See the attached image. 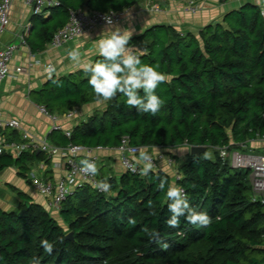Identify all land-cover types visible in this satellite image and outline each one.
Listing matches in <instances>:
<instances>
[{
  "label": "trees",
  "instance_id": "1",
  "mask_svg": "<svg viewBox=\"0 0 264 264\" xmlns=\"http://www.w3.org/2000/svg\"><path fill=\"white\" fill-rule=\"evenodd\" d=\"M57 1L47 11L58 19L43 23L28 39L33 49L45 48L72 10L124 12L138 0ZM132 42L143 44V63L159 65L172 77L156 90L165 101L161 110L155 116L138 112L118 95L75 125L70 136L55 133L57 142L115 148L127 136L143 148L207 145L213 159L204 158L206 151L189 153L174 177L162 168L151 177L104 171L98 178L107 179L111 191L91 184L76 188L62 202L59 218L26 195L13 210L0 206V264H32L33 257L40 264H264V195L255 199L251 168L236 167L220 154L222 148L229 153L264 137V5L243 1L198 35L158 24ZM88 79L84 69L54 75L35 101L59 114L96 102ZM43 158L31 149L16 157L3 152L0 170L14 165L29 176L32 163ZM155 177L183 188L190 205L206 211L212 224L200 227L180 217L178 228L168 227L167 186L158 190ZM21 210L26 214L20 215ZM144 226L157 230L161 242L150 243ZM69 232L73 238H67ZM42 240L53 244L51 255Z\"/></svg>",
  "mask_w": 264,
  "mask_h": 264
},
{
  "label": "crops",
  "instance_id": "2",
  "mask_svg": "<svg viewBox=\"0 0 264 264\" xmlns=\"http://www.w3.org/2000/svg\"><path fill=\"white\" fill-rule=\"evenodd\" d=\"M195 2L198 9L193 12L187 0H138L124 11V17L118 23L98 25L93 30L67 40L57 47L49 42L43 49H33L28 39L37 35L43 23L54 22L58 17L49 11L44 15L35 16L24 0H15L10 12V23L0 34V47L10 43L17 45L13 58L9 62V74L0 79V117L4 121L12 118L19 119L21 126L19 128L2 126L0 134H4L10 141L26 142L30 146L34 142L45 140L54 145L64 146L57 142L58 138L55 137V133L67 135V132H71L75 125L86 120L95 109L101 108L105 103L100 104L96 101L79 106L71 117L66 116L67 112L61 114L59 119L61 128L54 129L53 119L43 113L39 108L40 104L35 101L36 93L43 88L50 77L69 75L84 69V66L89 63H94L99 56L97 41L108 35L107 32H103L106 28L118 26L121 29L132 30L130 43L141 51L144 49L143 44L132 42V40L151 26L172 25L182 32H193L198 35L202 27L222 20L226 11L242 3L239 0H195ZM155 5H158L159 9H155ZM70 50L79 51L78 62L69 59ZM49 64L54 65V72H50ZM26 133L27 137H25ZM145 148L155 157L160 154L164 155L158 160V168L166 170L173 177L176 176L179 163L190 153L188 144L172 148L151 146ZM29 149L32 150V148ZM209 150L214 157V150ZM234 151L263 155L264 137L240 144L238 148L229 152V155ZM260 151L263 152L257 153ZM4 152L15 157L19 156L13 150ZM37 152L42 151L37 150ZM95 152L99 158V176L104 171L109 175H117L126 171L121 165L120 154L116 147L95 149ZM42 153L44 158L32 163L30 173L35 172L45 181H57L65 175L66 157L63 154L49 157L44 152ZM138 156L135 157L136 160ZM86 158H88L86 153L77 157L79 161ZM30 173L29 176L23 175L14 165L0 170V206L5 210H13L23 200L22 196L26 195L28 196L26 200L42 205L55 217L59 216V210L53 209L49 198L34 186Z\"/></svg>",
  "mask_w": 264,
  "mask_h": 264
},
{
  "label": "clouds",
  "instance_id": "3",
  "mask_svg": "<svg viewBox=\"0 0 264 264\" xmlns=\"http://www.w3.org/2000/svg\"><path fill=\"white\" fill-rule=\"evenodd\" d=\"M107 19V18H106ZM108 23L111 24L110 19ZM103 32L108 35L97 41L99 55L102 59L89 63L84 66V71L88 73V84L94 93L97 102L104 104L115 99L118 95L125 97V104L129 108H134L141 113H150L155 116L165 104V101L156 94V90L161 84L167 83V76L159 71V65H150L142 62L140 55L136 54L138 49L130 43L133 31L129 29H121L120 27H108ZM69 59L79 61L80 53L78 50H70ZM54 72V68L49 69ZM57 86H61L56 80L53 81ZM133 152L138 151L139 156L136 166L130 165L128 171L137 173L141 177H151L156 164L146 148L139 150L132 149ZM204 158L212 160L211 152H205ZM78 171L86 176L95 177L99 173V168L95 161L83 159L80 161ZM158 180L156 185L158 190H165L167 186L166 196L169 201L168 209L171 213L170 218L166 221L168 227L178 228L180 225V217H185L192 225L200 227H209L212 219L206 211H197L190 203L183 188L175 184L168 185L166 178L155 177ZM96 189L103 192H110L112 185L107 179L100 180L93 185ZM151 206V202H149ZM128 223L135 226L136 220L129 218ZM149 237L150 243L161 242L160 233L155 229L144 226L142 229ZM41 246L51 255L53 252V244L47 240L41 241ZM168 247L167 243L163 245ZM32 264H40L38 258H32Z\"/></svg>",
  "mask_w": 264,
  "mask_h": 264
},
{
  "label": "built area",
  "instance_id": "4",
  "mask_svg": "<svg viewBox=\"0 0 264 264\" xmlns=\"http://www.w3.org/2000/svg\"><path fill=\"white\" fill-rule=\"evenodd\" d=\"M15 0H0V34L4 31L7 25L10 23V12L12 5ZM27 5L32 9L34 15H44L47 13V9L52 6L58 5L57 0H24ZM191 6V10L196 12L198 7L195 0H187ZM239 1H255L262 6L264 5V0H239ZM155 9H159L158 5L154 6ZM124 17V12L120 11H92L88 12L83 9L72 10L70 12V17L68 22L61 28H59L51 40L53 46H60L65 41L78 37L79 35L89 32L101 24H109L108 20L110 19L111 24L120 22ZM107 18V19H106ZM17 49V45L10 43L4 47H0V79L5 78L9 72V62L13 58V55ZM144 51H137L136 54L140 55ZM49 68H54L53 64H49ZM55 69V68H54ZM40 110L49 115L53 121L54 129H60L59 119L61 114L52 113L48 108L41 104L39 105ZM76 110L69 111L66 113V116L71 117L74 115ZM10 126L13 128H19L21 126V121L16 118H12L8 121H4L0 117V127ZM27 133L25 137H27ZM67 135L70 136L71 132L68 131ZM32 148V150H40L44 152L47 156L53 157L57 154H63L66 157V173L61 176L57 181H45L42 177L37 175L35 172H31L30 176L34 186L44 195L49 198L50 206L53 209L60 210L62 202L72 194L76 188L84 185L91 184L94 185L96 182L100 181L98 175L95 177L86 176L81 174L78 171L80 161L77 157L86 153L88 158L95 161L99 168V158L98 154L95 152V149H100L103 147L91 148L85 145H80L76 143H69L65 146H58L49 143L47 140L42 142H34L31 146L26 142H17L10 141L4 134H0V154L6 150H13L15 153L20 155L23 151ZM120 154V162L126 171L130 165L136 166L139 169V165H136L135 157L139 155L138 151L133 152L132 149H141L143 147L136 146L130 143V140L127 136H124L120 144L116 147ZM228 153L226 148L221 149V156L225 158V155ZM155 164L158 168V160L164 157L163 154L158 155L157 157L149 153ZM252 156V159H249L247 155L240 153L239 151L234 152L232 155V164L236 167H248L251 165L252 168V183L256 193L255 199L260 195H264V154L263 155H248ZM172 163V161H169ZM131 172V171H129ZM133 173V172H131ZM138 174V171L137 173ZM184 190V189H183ZM185 192V191H184ZM264 202V198L262 199Z\"/></svg>",
  "mask_w": 264,
  "mask_h": 264
},
{
  "label": "water",
  "instance_id": "5",
  "mask_svg": "<svg viewBox=\"0 0 264 264\" xmlns=\"http://www.w3.org/2000/svg\"><path fill=\"white\" fill-rule=\"evenodd\" d=\"M172 77L170 76H167V79H171ZM117 98V97H116ZM115 98V99H116ZM208 146L207 145H200V144H194V145H190V153L191 154H200V153H203L207 150ZM40 151V150H39ZM27 204H29V201H26ZM20 215H25L26 214V211L25 210H21L19 212ZM67 238H73V233L72 232H69L67 234Z\"/></svg>",
  "mask_w": 264,
  "mask_h": 264
},
{
  "label": "rangeland",
  "instance_id": "6",
  "mask_svg": "<svg viewBox=\"0 0 264 264\" xmlns=\"http://www.w3.org/2000/svg\"><path fill=\"white\" fill-rule=\"evenodd\" d=\"M209 149H212V148H209ZM208 150V149H207ZM206 150V151H207ZM213 150V149H212ZM207 152H211V150H209V151H207ZM234 152H236V151H234ZM234 152L233 153H231L230 155H229V153H227L226 155H225V157H229V159L231 160V162H232V159H231V157H232V155L234 154ZM263 151H260V152H257V153H262ZM212 153V152H211ZM243 154H245V155H247V157L249 158V159H252V156H248V155H256L255 153H253V154H246V153H243ZM212 155H213V153H212ZM177 163H178V160L176 161ZM175 162V163H176ZM175 165V164H174ZM248 165V167H246V168H251V165L249 166V164H247ZM241 167V166H240ZM252 173H253V171H252V168H251V171H250V179L252 180ZM56 217L57 218H59V216L58 215H56Z\"/></svg>",
  "mask_w": 264,
  "mask_h": 264
}]
</instances>
